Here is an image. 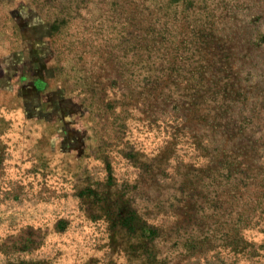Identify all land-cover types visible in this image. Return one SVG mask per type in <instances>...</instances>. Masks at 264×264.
I'll list each match as a JSON object with an SVG mask.
<instances>
[{"label": "rangeland", "instance_id": "1", "mask_svg": "<svg viewBox=\"0 0 264 264\" xmlns=\"http://www.w3.org/2000/svg\"><path fill=\"white\" fill-rule=\"evenodd\" d=\"M0 264H264V0H0Z\"/></svg>", "mask_w": 264, "mask_h": 264}]
</instances>
